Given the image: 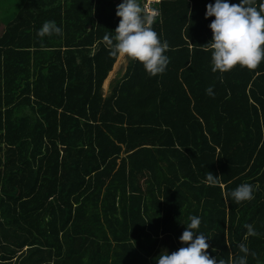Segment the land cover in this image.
<instances>
[{"label":"trees","instance_id":"trees-1","mask_svg":"<svg viewBox=\"0 0 264 264\" xmlns=\"http://www.w3.org/2000/svg\"><path fill=\"white\" fill-rule=\"evenodd\" d=\"M121 2L0 0V264H155L192 215L217 264L240 243L264 264V61L214 73L215 0H161L166 71L130 59L105 96ZM45 21L63 34L38 37Z\"/></svg>","mask_w":264,"mask_h":264},{"label":"clouds","instance_id":"clouds-1","mask_svg":"<svg viewBox=\"0 0 264 264\" xmlns=\"http://www.w3.org/2000/svg\"><path fill=\"white\" fill-rule=\"evenodd\" d=\"M120 18L114 36L105 34L103 41L112 57L129 58L141 63L150 76L163 74L169 64L165 55L167 41H161L153 29L154 16L145 14L139 0H122L116 8ZM214 17L209 24L212 39L206 45L211 50L212 71L221 74L231 71L237 65L248 70H255L264 61V2L257 0H240L239 4H230L227 0H215L206 6V18ZM62 35L63 30L55 21H45L37 31V36ZM222 78V77H221ZM206 94L214 96L213 88L206 89ZM206 182L215 186L220 183L219 177L211 172L206 173ZM253 186L241 184L229 194L237 203L254 198ZM185 230L179 237L182 245L178 250L163 252L155 258V264H217V259L210 256L207 237L197 230L201 224L198 216H189ZM247 228L248 236L258 233L251 224ZM197 233H199L197 235ZM243 255L238 256L232 264H247L251 252L244 243L238 245ZM216 251V249H213ZM218 264H226L219 259Z\"/></svg>","mask_w":264,"mask_h":264},{"label":"rangeland","instance_id":"rangeland-1","mask_svg":"<svg viewBox=\"0 0 264 264\" xmlns=\"http://www.w3.org/2000/svg\"><path fill=\"white\" fill-rule=\"evenodd\" d=\"M5 27L0 26V36L4 33ZM129 58H118L112 72L109 74L108 78L106 79L103 85V92L105 96L110 94L111 87L115 84L116 80H119L125 74L126 68L129 64Z\"/></svg>","mask_w":264,"mask_h":264},{"label":"built area","instance_id":"built-area-1","mask_svg":"<svg viewBox=\"0 0 264 264\" xmlns=\"http://www.w3.org/2000/svg\"><path fill=\"white\" fill-rule=\"evenodd\" d=\"M161 0H147L144 4V11L147 15L154 16V19L158 16V10L155 7V4H158Z\"/></svg>","mask_w":264,"mask_h":264}]
</instances>
